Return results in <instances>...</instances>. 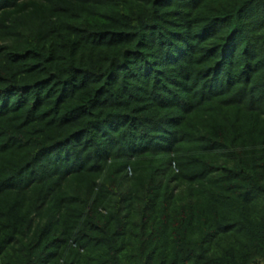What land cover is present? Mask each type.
<instances>
[{"label": "trees", "instance_id": "16d2710c", "mask_svg": "<svg viewBox=\"0 0 264 264\" xmlns=\"http://www.w3.org/2000/svg\"><path fill=\"white\" fill-rule=\"evenodd\" d=\"M0 264H264V0H0Z\"/></svg>", "mask_w": 264, "mask_h": 264}]
</instances>
